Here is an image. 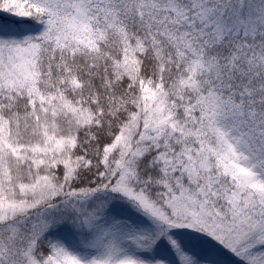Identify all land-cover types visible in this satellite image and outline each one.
<instances>
[{"label":"snow or ice","instance_id":"1","mask_svg":"<svg viewBox=\"0 0 264 264\" xmlns=\"http://www.w3.org/2000/svg\"><path fill=\"white\" fill-rule=\"evenodd\" d=\"M0 264H264V0H0Z\"/></svg>","mask_w":264,"mask_h":264}]
</instances>
